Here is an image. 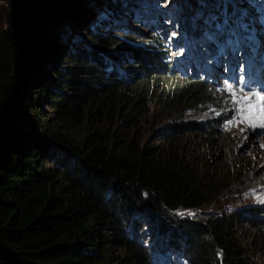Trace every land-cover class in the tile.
Listing matches in <instances>:
<instances>
[{
  "label": "trees",
  "instance_id": "16d2710c",
  "mask_svg": "<svg viewBox=\"0 0 264 264\" xmlns=\"http://www.w3.org/2000/svg\"><path fill=\"white\" fill-rule=\"evenodd\" d=\"M71 1L0 4V264H160L158 256L167 260L172 247L189 264H256L250 253L264 255V205L245 208L243 216L183 213L204 208L232 184L231 174L205 173L181 150L182 134L212 137L221 129L228 96L209 70L196 76L195 66L181 71L168 53L161 58L163 44L148 36L82 25ZM115 2L105 5L116 14L123 7ZM200 3L203 36L227 46L218 53L200 38L204 62L226 58L238 38L254 33L255 40L264 27V0ZM196 12L183 13L193 31ZM34 68L52 83L31 77ZM39 98L57 120L53 129ZM149 105L153 113L202 107L208 114L167 121L153 141L112 129L118 120L133 125Z\"/></svg>",
  "mask_w": 264,
  "mask_h": 264
},
{
  "label": "rangeland",
  "instance_id": "374dc122",
  "mask_svg": "<svg viewBox=\"0 0 264 264\" xmlns=\"http://www.w3.org/2000/svg\"><path fill=\"white\" fill-rule=\"evenodd\" d=\"M108 1L72 0L69 6L72 7L71 13L73 16L79 18L82 25H92V29L99 30L102 34L108 32L112 34L117 31L127 35L136 33L141 36L143 34L150 37L153 42H157L159 45L163 44L162 47L158 48V55L165 58L168 53L169 60L175 62L178 69L182 68L181 71L183 69L191 71V68L195 66L194 68L198 70L191 72L197 74L196 76L205 77L207 75L204 74L209 70V76H212L214 87L224 91L229 98V104L226 107L228 117L223 119L221 129L212 137L201 135L199 132L182 134L183 145L181 150L191 164L198 166L205 173L220 174L223 177L226 174H229V176L231 174L232 184L214 197L213 201H210L204 208L189 209L183 211V213L192 216L195 212L235 211L240 212L243 216L245 208L253 205H264V147L261 146L264 145V129L257 128L253 130L245 123L228 124L230 120L239 121L240 119L239 109L243 107V104L238 103L237 100L241 94V89L249 95L253 92L264 91V27L259 28L256 41L252 40L254 33L249 34L248 39H245L246 37L238 38L237 46L230 45L228 49L224 50V54H227L226 58L219 57L217 60L211 59L204 62L205 59L202 56L204 45L199 42L200 38L220 47V50L216 51L218 53H223L224 47L227 46L224 45L223 40L219 39L218 42H214L213 39L203 36V28L206 27L204 25L206 16L204 11L199 12L200 0H113V2L119 1L116 7H123V10L115 11L116 14L113 13V9L106 7L105 4ZM185 1L189 2L191 6L182 7L183 12L185 9L192 10L194 14L197 13V8L199 15H201L200 19L197 18L196 22L192 23L194 25H191L194 26L192 27L195 29L194 31L188 28L190 23L187 24V19L184 21L183 14L180 13V3ZM129 13L137 16L142 15L144 22L137 23L133 19L130 20ZM108 16L110 17L109 20L103 23L100 21V19ZM88 20L89 22H87ZM184 26H187V28L184 29ZM170 29H172L171 32H169ZM61 30L63 31L64 28ZM181 32H184V35H181ZM241 33L245 34L242 31ZM156 36L158 40H156ZM137 39L142 38L137 37ZM259 41L261 42L260 48L255 49L256 43ZM56 44L58 45V42H54V45ZM238 50H242L243 53L234 60L231 57H234L233 53L238 52ZM255 54H261L262 58L258 60ZM52 56L51 52L50 57ZM192 56H194L195 64L191 61ZM177 58L179 59L176 60ZM230 59H233L234 62H230ZM229 65H231L230 71L227 69ZM46 74L43 71L40 72L38 68H34L30 75L31 77L36 75L39 79L41 76L43 80L40 82L49 86L52 83V77ZM36 102L39 109L44 110L43 120L46 121L49 127L55 128L57 120L54 118L53 112L49 111L45 100L39 98ZM153 108L155 107L149 105L148 109H145L135 118L133 125L130 126L118 120L113 123L112 129L122 136L132 135L153 141L158 137L161 127L167 121L192 118L200 120L208 114V110L202 107L185 111L175 109L170 113H160L158 110L153 113ZM213 111L215 109L209 112ZM179 117L182 119H179ZM79 125L82 135H84L85 131L82 130V127H84L85 122L79 121ZM242 128L245 131L242 132ZM144 227L145 229L148 228L146 223H144ZM151 243L155 246V240L148 242V244ZM170 249L167 255L164 254L168 258L165 261H163V257L157 254L160 264H189L187 258H184L182 254V249H174L173 247ZM250 254L256 259V264H264L262 253L254 249Z\"/></svg>",
  "mask_w": 264,
  "mask_h": 264
},
{
  "label": "snow or ice",
  "instance_id": "6c2138e0",
  "mask_svg": "<svg viewBox=\"0 0 264 264\" xmlns=\"http://www.w3.org/2000/svg\"><path fill=\"white\" fill-rule=\"evenodd\" d=\"M237 102L243 104V107L239 109L240 119L239 121L230 120L228 124L245 123L253 130L264 129V91L253 92L249 95L241 89ZM241 131L243 132L245 129L242 128ZM261 146L264 147V145Z\"/></svg>",
  "mask_w": 264,
  "mask_h": 264
},
{
  "label": "water",
  "instance_id": "95a60500",
  "mask_svg": "<svg viewBox=\"0 0 264 264\" xmlns=\"http://www.w3.org/2000/svg\"><path fill=\"white\" fill-rule=\"evenodd\" d=\"M13 1L16 0H0V3L9 4V3H13Z\"/></svg>",
  "mask_w": 264,
  "mask_h": 264
},
{
  "label": "bare ground",
  "instance_id": "6f19581e",
  "mask_svg": "<svg viewBox=\"0 0 264 264\" xmlns=\"http://www.w3.org/2000/svg\"><path fill=\"white\" fill-rule=\"evenodd\" d=\"M182 7H184V6H183L182 3H180V7H179V8H180L181 10H182ZM180 13H181V11H180ZM183 13H184V12H183V10H182V13H181V14H183ZM181 16H182V15H181ZM178 17H179V16H178ZM183 17H184V16H183ZM185 18H186V16H185ZM186 19H187V18H186ZM186 19H184V21H186ZM187 20H188V19H187Z\"/></svg>",
  "mask_w": 264,
  "mask_h": 264
}]
</instances>
